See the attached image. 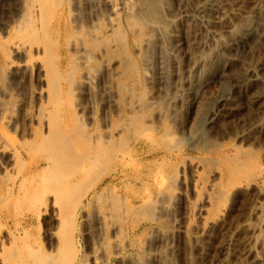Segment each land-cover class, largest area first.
<instances>
[{
  "label": "rangeland",
  "instance_id": "374dc122",
  "mask_svg": "<svg viewBox=\"0 0 264 264\" xmlns=\"http://www.w3.org/2000/svg\"><path fill=\"white\" fill-rule=\"evenodd\" d=\"M94 1L103 10L104 0ZM107 1L114 4L117 13L113 17L129 34L130 55L145 74L139 83L134 82L137 86L132 85L135 95L113 101L116 112L111 116L121 121L127 110L132 111L130 114L140 120L136 130L143 132L139 140L130 133L134 139L130 154L118 153L117 157L125 158V166L103 182L118 195L116 207L109 199H92V191L81 198L72 233L76 256L71 264H264V0H218L216 10L203 12V0H155L156 11L147 3L150 0ZM86 2L75 0L80 4L76 9L95 4L93 0H88V5ZM34 6L38 7L37 0H0V214L8 218L0 221V264H20L9 251L15 250L12 243L19 244L25 233L28 245H39L44 253H55L57 247L52 223L56 224V216L49 203L44 208L27 196L17 206L19 212L7 197L6 188L17 171L13 149L20 142L33 140L40 120L37 88H43L44 82L28 63L26 96H19L17 91L23 88L19 73L25 63L19 36L24 32V18L33 10L31 15L38 12ZM139 7L144 14L137 11ZM20 14L26 15L23 18ZM145 15L151 31L155 29L151 35L156 34L148 42L136 36L139 26L136 30L127 24ZM232 33L236 38H230ZM6 38L7 56L3 51ZM238 38L244 42L236 43ZM219 42L232 47L223 51ZM96 114L99 116L97 109ZM86 201L90 203L87 208Z\"/></svg>",
  "mask_w": 264,
  "mask_h": 264
},
{
  "label": "bare ground",
  "instance_id": "6f19581e",
  "mask_svg": "<svg viewBox=\"0 0 264 264\" xmlns=\"http://www.w3.org/2000/svg\"><path fill=\"white\" fill-rule=\"evenodd\" d=\"M37 1H38V7L34 6L35 9L38 8V12L36 13V15L34 14L31 15L32 12H34V10L31 12V14H28L25 18L24 16L26 14L24 16L20 14L24 18L23 20L24 23L22 25V30L24 32L21 31L23 34L19 36L21 43H19L18 45H20L22 48L20 50H22V54L25 56V58L22 59L23 61L25 60V63L21 60V62H23V65H22V68L19 74H20V78L23 80V88L22 89L19 88L17 91L19 93V96L20 95L26 96L24 82L26 81V78L28 77V74H29L30 68H27L26 66V63H28L29 67L30 65H32L34 69L36 68L38 80L44 82L43 88L41 87L37 88V92L39 91L38 92L39 100L41 101V104L39 105V109H38L39 111L37 110V113L39 112L38 114L40 116L39 117L40 120L38 122V132L36 131L35 134L33 133L34 135H32L34 136L33 140L30 143L20 142L19 146L15 150L13 149L16 155V158H15L16 162L14 159V163L17 166V168H15V170L17 169V171L15 174H13L14 172L12 173L14 175L13 178L11 179V181L7 182L9 184V186L6 187L8 188V194L5 193V195L6 194L8 195L7 197H9V200L14 208H17V206L19 207L21 204H23L27 196H30L31 199L35 203H37L40 206H44V208L49 207V206H45L46 204L49 203V205L52 208V210L50 211H52L56 216V224L55 222H52V223H54L55 225V231L54 229L53 231L55 232L54 235L56 236V239H57L56 241L57 247L55 249V253L54 252L52 254L44 253L39 245L38 246L36 244L35 245L32 244L33 246L30 244L28 245L27 243L28 239L26 241V238L28 237L25 236L26 235L25 233V235L24 236L22 235L23 237L20 238L19 244L14 243V242L12 243V245L15 244L13 246L15 247L14 251L11 250L13 248H11L10 251L8 249L7 250L12 254V256L14 257L16 256L15 260H17V262L20 264H71L76 256L75 255L76 248L74 247V244H72V239H73L72 233L73 231H75L74 228L76 226L75 225L76 211L78 210V207L81 204V198L85 197L89 193V191H92L94 192V194H92V199L94 200H103L104 198L109 199L113 207H116L115 204H117L119 201L118 195L117 196L114 195L112 193L111 187H109V185L107 184H106L107 186H104L103 182L108 176L112 175L113 173L117 172L118 174V171L120 170V168L123 169L122 167L125 166V162H124L125 158L118 160L117 158L118 153L127 155L126 153H129L128 151L131 145V141L134 139L139 140V138L142 135L141 133L143 131L141 132L140 129L136 130L135 127L138 123L140 124V122L137 123L138 117L130 114L132 113V111L129 113V111L127 110V113L125 114V116L123 117L121 121L112 118L111 113L113 114L116 112V111L114 112V108L116 109V107H114L112 103L116 99L124 100L125 97H130L131 94H134L132 93L133 91L132 85L134 82L139 83L142 80V74L144 73L141 74V71L139 70L136 64L137 61L135 62V59L130 55L129 48L130 49L132 48L128 46L129 45L127 43L128 36L126 37V35H129V34H126L127 32L125 33L126 30L123 27V24L121 22L119 23L116 20L115 16L113 17V14L117 11L116 10L117 8L115 9L116 11H114V6H113L114 4L112 5V2L110 3L107 0L106 2H104L105 1L104 0L103 5L99 2L102 6H104L102 7L103 8L102 10L101 6L99 4L97 5L95 1L93 0L95 4L92 7L83 8L82 10L78 9L79 10L78 11L76 9L77 7L76 5H80V4H75V0H37ZM100 1L102 2V0ZM203 1L204 3H203V6H201V11L207 8L210 9V11L211 10L213 11V10H216L218 7L217 6L218 0H203ZM93 2L89 4H92ZM87 3H88V0L86 4ZM147 3L149 4L152 10L153 8L154 9L156 8L155 11L158 10L157 8L158 4L155 3V0H150ZM32 4H33V1H32ZM155 4L157 5L156 7H154ZM28 8L26 9L28 10ZM58 8H59V12H56V9ZM135 10H136V7H135ZM139 10H140V7L139 9H137V11L140 12ZM196 12L198 11L196 10ZM132 14L134 13L132 12ZM142 14L144 13L142 12ZM18 17L20 16L18 15ZM135 17L136 16H134V18ZM125 18H126V15H125ZM145 18L147 19L146 15L145 17L141 16L140 18L138 16L137 18H135L136 20L132 19L133 21H128L127 24L129 27L133 26V28L136 26H139V31L136 34V36L139 37L140 40L147 38V41L144 40V42L145 41L148 42V39L156 34H154L153 32L154 35H151V32L154 31L155 29L153 28V30L151 31L149 27L150 21L148 22ZM196 19H198V17ZM216 19L218 18L216 17ZM161 21L163 20H159V22ZM151 23L153 22L151 21ZM166 24L167 23H165L164 26ZM135 29L137 30V27ZM167 32L169 31L167 30ZM211 33L212 31L210 32V34ZM234 36L235 34L232 33L230 38L232 39L236 38ZM215 39L217 40V38ZM235 41L238 44H242L244 42V39L238 38L237 40L235 39ZM12 42L10 43L13 44ZM144 44L147 45V43H144ZM218 44L219 46L223 47L222 48L223 51L224 49L230 50V48L232 47L229 44L227 45V43L224 44V43L219 42ZM133 46H134V42H133ZM135 47L136 46H134V48ZM8 48H9V38H6L5 45L3 46V51L6 56L8 54ZM212 48H214V46ZM11 49L9 51L12 53L13 50L11 51ZM136 50H137V47H136ZM15 52L16 51H14V53ZM144 53H148V52L144 51ZM141 56L139 55L140 58ZM142 58L145 59V57H142ZM15 70H14V73H15ZM143 71L144 70H142V72ZM135 85L133 87H135ZM135 90H136V87H135ZM33 96L34 95H32V98ZM11 98L12 97H10V99ZM18 101L20 100L18 99ZM33 101L34 100H32V102ZM36 101L37 100H35V102ZM6 102L8 101L6 100ZM126 103L128 104V102ZM133 104L135 105V102H133ZM141 104L142 102L140 101L139 105ZM10 106L8 107L10 108ZM126 106L127 105H125V107ZM147 107H149V105ZM132 108L135 109V107H132ZM96 109L99 110V116L97 117H96L97 115ZM9 110L11 111L12 109H9ZM146 116L147 115H145L144 118H146ZM3 117L5 119V116ZM139 118H142V117H139ZM156 125H159V124H156ZM139 128H140V125H139ZM141 128H142L141 130H145L144 129L145 127L143 128L142 126ZM147 130H149V128ZM130 133H131V136L135 137L134 139L130 138ZM8 146L9 145H7V147ZM8 171H9V168H8ZM137 177L138 175L136 176V178ZM3 180L5 181V179ZM100 186L102 187L100 191L98 192L97 190ZM164 191L165 190H163V192ZM117 193L119 192L117 191ZM160 195L162 196L161 193ZM163 197L165 196H162V198ZM159 203H162V202H158V204ZM141 204L143 203L141 202ZM89 205H90L89 201H86L85 207L87 208ZM145 205L146 204H144V206ZM120 206H122V204ZM17 209H18L17 211H19V208ZM130 210L132 211L133 209H130ZM152 213H150V215ZM125 214H126V211H125ZM6 216H7L6 214L1 213L0 221H3L4 219H8L6 218ZM53 217L52 219H54ZM256 217H259V215ZM49 218H51V216ZM103 218H105V216H103ZM10 224L12 223L10 222ZM88 227H90V225ZM263 230H264V226H263ZM166 232H164L163 235H165ZM6 246L8 247V245ZM0 250H2V248ZM11 251L14 253H12Z\"/></svg>",
  "mask_w": 264,
  "mask_h": 264
}]
</instances>
